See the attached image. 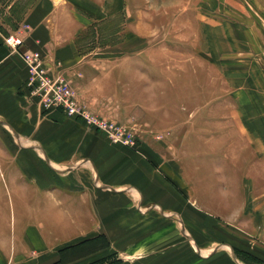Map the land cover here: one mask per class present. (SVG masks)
<instances>
[{"label": "crops", "instance_id": "0c3cea01", "mask_svg": "<svg viewBox=\"0 0 264 264\" xmlns=\"http://www.w3.org/2000/svg\"><path fill=\"white\" fill-rule=\"evenodd\" d=\"M252 3L261 29L250 27L245 41L263 44L224 38L232 47L227 82L214 61L225 52L220 25L206 30L198 17L179 31L187 108L167 112L158 127L182 129L180 147H171L149 136L158 126L151 116L142 124L122 118L113 103L104 108L113 83L104 69L109 76L140 64L141 39L150 45L157 33L154 17L148 25L139 13L127 19L128 0H0V264H94L101 256L111 264H264V0ZM182 4L181 14L201 13L198 1ZM123 18L118 35L133 46H114L115 56L104 47V25ZM9 37L20 46H9ZM24 55L73 80L95 111L132 123L137 147L44 108L30 92ZM222 80L230 104L223 111ZM98 237L107 247L94 255Z\"/></svg>", "mask_w": 264, "mask_h": 264}, {"label": "rangeland", "instance_id": "374dc122", "mask_svg": "<svg viewBox=\"0 0 264 264\" xmlns=\"http://www.w3.org/2000/svg\"><path fill=\"white\" fill-rule=\"evenodd\" d=\"M128 1L130 15H127V19L131 20L135 15H138L139 13L141 22L145 23L146 25H148L149 22L150 24H152L153 21L156 20L154 22V25L156 26L157 33L153 40H151L152 42L150 43V45L148 43V39H141V48L146 49L140 54V64L138 65L139 67L137 66V63H134L136 64L134 65V67L132 65H126V68L122 69L124 73L123 75L121 72L122 70H119L117 72V69H114L113 73L112 69L110 70L112 74H110L109 76L107 74V69H104V81L111 80L110 82H113L111 86H106L104 89V108L106 103H113L116 108L119 109V113L122 118L129 119V121L131 122L132 120L136 121L137 119V121L141 122L142 124L148 123L151 116V119L154 120L158 126L152 127L154 132H151L149 136H151V138L153 137V140L164 143L165 145L167 144L168 146L172 147L173 144V146L175 147H180L179 143L181 141V138L185 135L183 134L180 127L174 128L171 131H164L163 129H158V127L160 125H164L165 115L167 114V112L169 113L174 110L185 111V108H187V106L185 105L187 104L185 102L186 100L182 99L181 93V65L182 62L185 61L184 59L186 58L185 56L187 53L186 48L181 45V37L179 32L183 24L187 23L189 25L188 29H191V24L196 25L199 17L204 21V28L206 30L211 29L213 25H220L221 42H219L218 47H220L221 50H225V52H220L218 56L214 58V61L220 69V75L222 76V79L224 78V81L227 82V80H229V72H233V70H229L230 67L232 69L233 66H230L229 63V58L232 59V55L228 53V50L232 47L230 46L228 40H224V38H228L229 35H232L233 37H237L239 42H241L243 45H249L250 48L261 46V44L263 43L261 42V39L259 37L252 41L247 37L248 40L245 41L246 30H249L250 27H253L254 30L261 29L260 24L262 18L260 11L253 5V0ZM182 1L185 4L189 2L190 6L191 4H196L198 1V3L201 4V13L198 15L196 14V11L190 9L187 13L181 14V11L185 10V8L187 7L186 5L183 6L184 4H182ZM153 17L155 18V20L152 19ZM124 19L125 18L112 20L104 25V47L107 45L113 46V50H111V52L112 55L115 56L118 55V52L115 48L116 46H118V44L120 47L122 46V49L133 46V39H125V42L122 43L123 39L118 35V30L120 31L121 29H124L126 27L124 25ZM222 40H224V42H222ZM209 44L210 43L208 41L205 42L204 45L206 53L204 54L206 60H209V55H211L209 53L210 48H208ZM105 55L106 53H104V59H107L105 58ZM123 55L124 54L119 53V57H123ZM124 56L125 60H127L131 59L133 54L127 52ZM241 58L243 62L247 60L244 58V54L241 55ZM193 61L194 60H192L190 55L189 63L191 64L193 63ZM149 62H153L155 64H152L150 68ZM243 65L244 66L242 67L245 68V63ZM224 81L222 80V99L219 102L222 111L226 108H230V104L224 97L228 92V90L226 89L227 86L223 84ZM205 103L206 108H209V106L207 105L209 103L211 104L210 108L213 107L212 103L208 102V100H206ZM188 104L189 109L197 108V103L195 102H188ZM109 117L112 118L111 116ZM221 118L222 120L224 119L223 116ZM186 119L191 120L192 117H185L183 120ZM128 126H132V123L128 124ZM101 135L105 140L109 141L105 134ZM138 137L140 138V132L138 133ZM177 150V148L174 149V151ZM145 231L146 230H142V232ZM101 242L102 238L100 237L94 239V244H92L94 255L106 249L107 246L104 248V244L102 245ZM226 252L227 251H222V258H227L224 257L227 256ZM93 258L95 259L97 258V256H93ZM100 258V260L97 259L99 260L98 262L95 260L94 264L99 263L102 260H104V264L112 263L108 260L105 261L104 256H101ZM78 263L80 264L81 262Z\"/></svg>", "mask_w": 264, "mask_h": 264}, {"label": "built area", "instance_id": "2783aa9c", "mask_svg": "<svg viewBox=\"0 0 264 264\" xmlns=\"http://www.w3.org/2000/svg\"><path fill=\"white\" fill-rule=\"evenodd\" d=\"M7 44L17 48L21 40L9 37ZM30 72L29 88L33 96L37 97L40 104L46 109L62 111L67 117L78 119L100 134H105L107 139L114 144L134 149L139 142L138 130L135 126H126L117 121L97 113L92 106L85 101L80 88L61 75L53 73L36 56L24 55ZM159 139V138H158Z\"/></svg>", "mask_w": 264, "mask_h": 264}]
</instances>
